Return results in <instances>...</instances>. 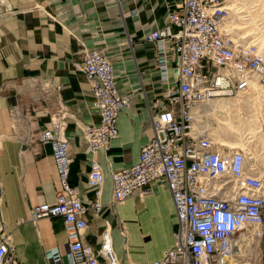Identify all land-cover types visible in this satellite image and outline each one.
Returning <instances> with one entry per match:
<instances>
[{
	"label": "crops",
	"instance_id": "obj_1",
	"mask_svg": "<svg viewBox=\"0 0 264 264\" xmlns=\"http://www.w3.org/2000/svg\"><path fill=\"white\" fill-rule=\"evenodd\" d=\"M181 1L0 2V225L20 264H68L61 218L33 222L29 217L33 205L53 203L59 188L51 149L39 133L62 105L68 112L70 184L88 207L85 242L98 248L109 230L121 264H148L173 245L176 217L164 183L153 181L144 198L133 195L95 216L87 174L90 160L97 159L104 175L100 200L111 201V172L137 162L151 138V115L164 108L167 83L147 35L168 25V10ZM92 49L109 57L120 93L130 99L118 114V137L108 151L94 154L83 126L97 123L99 113L88 82L75 68ZM246 135L264 172V126L248 125Z\"/></svg>",
	"mask_w": 264,
	"mask_h": 264
},
{
	"label": "built area",
	"instance_id": "obj_2",
	"mask_svg": "<svg viewBox=\"0 0 264 264\" xmlns=\"http://www.w3.org/2000/svg\"><path fill=\"white\" fill-rule=\"evenodd\" d=\"M231 7L229 0H182L168 10V25L147 35L156 46L161 78L167 83L165 106L151 115L152 136L141 147L138 161L111 172L112 199L107 203L100 200L104 183L100 163L90 160L87 185L93 191L95 216L133 195L144 198L153 181L167 186L176 217L173 245L148 264H263L260 158L250 148H231L235 139L231 132L220 139L210 130L213 125H207L213 100L247 94L252 82L264 90V48L227 32ZM75 68L88 82L100 118L83 126L84 139L92 154L108 151L118 137V114L129 105V96L120 93L112 62L98 49L87 52ZM67 116L62 105L39 133L40 142L51 149L59 188L53 203L30 207V220L61 218L68 264H121L109 230L103 232L98 248L84 240L88 207L69 180ZM1 194L0 185V199ZM240 241L246 250L241 251ZM0 264H20L2 225Z\"/></svg>",
	"mask_w": 264,
	"mask_h": 264
},
{
	"label": "rangeland",
	"instance_id": "obj_3",
	"mask_svg": "<svg viewBox=\"0 0 264 264\" xmlns=\"http://www.w3.org/2000/svg\"><path fill=\"white\" fill-rule=\"evenodd\" d=\"M242 1L249 4L250 6L259 5L258 11L256 13H251V17L247 19L248 21L237 20L235 23H238L241 26L245 27L243 34H253L257 36V38H259L260 36L261 40L264 42V16L259 13L262 12L264 15V0ZM225 101H228L226 104L227 106L221 105V102L218 101H213L208 105L213 110H215L216 108L218 109L213 112L212 117L207 123V125H213L210 130L214 134L219 133L221 135L231 132V136L236 138V136H239L235 132H233L232 130H223V132H221V130H219V126H264V90H262L260 87L255 86L254 89L252 88L249 95L240 94L229 100L225 99L223 103H226ZM244 138L248 141L246 136H244ZM254 138L261 139L262 137L257 138L255 136ZM237 144H239L238 141L235 143V145ZM241 242L242 241H240L239 243ZM240 249L241 251L246 250L245 242H242ZM256 252V250H253V255H255ZM259 257L261 262L264 264V235L260 240Z\"/></svg>",
	"mask_w": 264,
	"mask_h": 264
},
{
	"label": "bare ground",
	"instance_id": "obj_4",
	"mask_svg": "<svg viewBox=\"0 0 264 264\" xmlns=\"http://www.w3.org/2000/svg\"><path fill=\"white\" fill-rule=\"evenodd\" d=\"M229 2H230V5L232 6L231 7V9H232L231 20L226 22L224 28L227 30V32L230 35L231 34L233 35V33H235V35L240 34L243 37H248L247 40H251V41L256 42L258 44V46H259V49L262 50V48H264V46H263L264 45V42L261 40L260 36H259V38H257V36H255L253 34H248V33L243 34L244 33V30H245V27L244 26H241L238 23H235L237 20L248 21L247 19H249L251 17L250 14L251 13H256L258 11L259 5L250 6L249 4L243 2L242 0H229ZM240 9H242L243 11H245L246 14L241 15V13L239 12ZM259 13L262 16H264L262 12H259ZM236 29H240L241 32H238L237 33L236 32ZM255 86L260 87L257 83L252 82L251 85H250V89L248 90V93H247L248 95L251 93L252 88L254 89ZM227 100H229V99H227ZM213 101L221 102V105H223V106H227L226 104L228 102V101H225L226 103H223L224 102V99L223 100L222 99H215ZM217 106H218V104H217ZM216 110H218V109L216 108L213 111H216ZM219 130H221V132H223V130H225V131L232 130L233 132H235L239 136V137L236 136V138H238V139L235 138L234 139V141L236 140L235 142L232 141L230 143L231 148H242V149L249 148L248 147V144L249 143L244 138V136L247 137V135H246V127H244V126H219ZM242 133H244V134H242ZM215 135L217 137H219L220 139H223L222 138L223 134L220 135L219 133H216ZM237 141L239 142V144L235 145V143ZM251 153H254V152L251 151Z\"/></svg>",
	"mask_w": 264,
	"mask_h": 264
}]
</instances>
